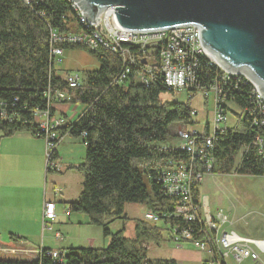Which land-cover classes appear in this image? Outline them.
Wrapping results in <instances>:
<instances>
[{"label":"trees","instance_id":"obj_1","mask_svg":"<svg viewBox=\"0 0 264 264\" xmlns=\"http://www.w3.org/2000/svg\"><path fill=\"white\" fill-rule=\"evenodd\" d=\"M82 29L85 27L68 0H0V131L4 135L26 131L41 137L33 121L36 109L48 106L52 114L51 103L65 101L83 106L74 120L58 128L61 136L81 137L85 147L83 162L68 167L81 174L82 182L77 198L67 207L69 213H84L89 223L100 226L108 244L101 249L64 250L62 261H53L43 247L34 259H0V264H177L172 258L148 257L146 242L159 244L163 225L175 222L168 215L176 198L164 193L159 175L167 160L187 158L184 151L168 143L172 136L169 126L173 122L181 129L194 125L192 109L187 102L162 100L163 93L171 92L160 77L145 84L135 65L119 80L125 65L122 55L102 47L89 49L99 61L98 68L84 72L80 86L68 87L66 74L62 77L53 69L56 61L51 56L50 34L51 30L68 33ZM197 60L199 85L217 86L225 108L232 102L242 110L235 113L237 125L217 133L210 172L264 175V159L253 144L264 131L251 124V84L226 78L204 55ZM48 89L51 93L63 90L71 98L58 101L51 96L49 103ZM55 154L54 150L49 160ZM196 168L204 170L199 164ZM50 171L56 170L46 168ZM192 195L199 203L198 184L192 185ZM127 203L140 204L159 215L158 223L136 219L133 236H124L123 226L112 233L107 225L115 218H127Z\"/></svg>","mask_w":264,"mask_h":264},{"label":"built area","instance_id":"obj_2","mask_svg":"<svg viewBox=\"0 0 264 264\" xmlns=\"http://www.w3.org/2000/svg\"><path fill=\"white\" fill-rule=\"evenodd\" d=\"M68 2L85 29L68 33L51 30V56L56 62L63 53V45H81L90 50L102 47L122 55L125 65L118 76L119 80L126 77L130 65H135L141 71L140 80L145 84L150 78L160 77L163 87L170 92L186 91L188 98L192 96V91H204L203 95L209 96L211 93L214 96V120L211 129L208 128L209 132L205 131L206 128L199 130L194 125L182 131L181 141L175 146L184 151L188 155L187 158L167 160L160 172L159 180L164 193L176 198L174 209L168 215L175 219V222L167 226L175 241H191L197 250L207 253L203 264H229L230 261L232 264H241L244 261H249V264H264V259L261 257L264 255V239L246 237L227 229L231 221L226 214L219 211L214 216L209 215L206 206L201 203L204 211L202 214L199 205L193 199L192 185L202 177V172L196 168V164L205 170L211 169L214 140L217 133L224 130L223 123L226 120L219 88L213 84L202 87L197 80V56L204 55L213 63L199 44L198 28L194 25H183L154 31H124L116 28L110 20L113 7L104 9L95 22H92L83 17L72 0ZM215 65L222 70L226 78L234 77L238 81L243 80L251 84L249 92L253 103L249 113L251 124L264 131V100L253 83L241 72L231 73ZM65 79L70 88L80 86L82 80L77 74L70 73L65 75ZM46 96L49 103L51 96L58 101L71 98V95H67L63 90L51 93L48 89ZM195 113L192 109L191 114ZM33 121L45 142V167L59 170L60 165L49 158L63 137L58 133V128L68 121L61 116L51 114L48 106L44 109H36L33 113ZM253 144L257 154L264 159V136L255 137ZM59 190L54 187L53 195H58ZM66 208V213H69L68 207ZM143 219L155 223L159 221V215L151 210H145ZM55 220V202L44 200L42 228L51 230ZM54 238L62 239L61 233L55 231ZM46 253L53 261H62L65 251L53 249L47 250Z\"/></svg>","mask_w":264,"mask_h":264},{"label":"rangeland","instance_id":"obj_3","mask_svg":"<svg viewBox=\"0 0 264 264\" xmlns=\"http://www.w3.org/2000/svg\"><path fill=\"white\" fill-rule=\"evenodd\" d=\"M58 58L59 60L57 59V62L53 65V69L55 73L61 76L70 73L77 74L82 79L84 72L96 69L99 66L97 58L85 47L64 48L62 55ZM203 92L204 91H192V96L189 98L186 91L166 92L162 94V100L187 102L191 109L196 112L193 117L197 129L206 128L205 131H207L208 128L211 129L214 120V96L211 93L209 96H205ZM59 104H66V107L58 108L59 105L55 104L54 106L57 107V110L63 112L67 111V113L71 112L69 107L77 109L80 106H76L73 101L59 102ZM226 106V108L223 107L226 116L223 125L225 127L237 125L239 121L235 113L240 114L242 110L232 102L226 103ZM169 129L172 136L168 139V143L175 145L181 141V132L187 128L181 129V125L178 122H173L169 126ZM78 140L76 142L78 146L72 153V157L79 161L83 156L84 145L81 137H79ZM67 149L68 148H62L60 150V156L63 161H67L69 158ZM80 153L82 155H80ZM238 160L239 154L235 158V163H237ZM52 175L53 174H47L46 187L52 185L50 182ZM54 175L60 177L62 173H55ZM63 177L69 179L64 187L65 191L69 193V196L76 195L81 188L79 183L82 179L81 174L78 176L77 180L76 177L67 170ZM195 184L199 185L200 200L197 204L199 205L200 213L204 214L203 208L201 207L202 203L206 206L209 215L214 216L217 212L221 211L229 217L231 223L228 225L227 229L234 230L236 233L246 237L264 239V175H237L234 172L223 175L211 173L210 170L204 169L202 177L198 179ZM2 191L3 188L0 186V199H2ZM124 208L127 218H115L107 227L113 233L123 226V235L133 236L134 221L143 217L145 207L140 204L127 203ZM66 216L65 218L61 217L63 220L57 221V217L60 218L57 214V223L52 224L53 230H55L58 225V230L64 239L63 242H56L52 237L53 231L50 230H46L42 234L36 233L32 238H28V240L36 242V240H40L42 235L49 244L45 246L48 250H53L58 244L62 243L63 247L60 249L77 252H79L80 249H101L107 246L108 238L103 236L102 228L89 223L88 217L84 213H70L69 216ZM161 235L162 240L159 244L153 241L146 242L148 257L172 258L176 260L177 264H203V261L207 257V253L197 250L191 241H175L166 223L163 225ZM11 245L20 248L28 247L29 249L41 247L39 243L28 244L24 243V241L13 239L9 237L7 233H3L0 230V249H3L0 250V259L13 260L20 258L31 260L36 256L35 253H18L22 250L11 248ZM261 257L264 259V255H261ZM230 262L229 264H232V261ZM248 262L249 261H244L241 264H249Z\"/></svg>","mask_w":264,"mask_h":264},{"label":"water","instance_id":"obj_4","mask_svg":"<svg viewBox=\"0 0 264 264\" xmlns=\"http://www.w3.org/2000/svg\"><path fill=\"white\" fill-rule=\"evenodd\" d=\"M95 22L113 7L110 20L124 31L198 28L204 54L231 73H243L264 100V0H72Z\"/></svg>","mask_w":264,"mask_h":264},{"label":"crops","instance_id":"obj_5","mask_svg":"<svg viewBox=\"0 0 264 264\" xmlns=\"http://www.w3.org/2000/svg\"><path fill=\"white\" fill-rule=\"evenodd\" d=\"M55 104L59 105L58 108H64L66 104L61 105L59 102H52L50 106L52 107V114L54 116H61L67 121L74 120L83 110L82 105L75 103L76 106L80 105L79 108L72 109L69 107L71 112H68V114L67 111H58L57 107L54 106ZM194 126L197 127L195 124ZM78 139L79 137H74L68 133L63 135L62 140L56 147L54 159V162L60 165V169L46 172L45 142L42 137L26 131L16 132L12 135H4L0 131V186L3 188L1 195L2 199H0V230L3 233H7L8 236L13 239L24 241V243H39V246H41L40 248L49 245L42 235L40 240H36V242H31L28 238H32L36 233L42 234L47 230L43 229L41 226L44 200H52L55 202V213L57 212L60 216V218H58L56 214L57 221H59L63 220L62 218L66 216L67 203L77 198L80 191L74 196H69V193L65 191L64 187L69 179L63 176L66 174L67 170L70 171L77 180L78 176H80L77 170L68 168L75 167L84 160L85 147L83 156L79 161L72 157V153L78 146L76 143ZM62 148H68L67 153L69 152V158L67 161H63L60 156V150ZM80 155L82 154L80 153ZM48 173L53 174L50 178L52 185L46 187V176ZM55 173H62V176L58 177L54 175ZM81 182L82 179L79 182L80 185ZM54 187L60 189L59 194L56 196L53 195ZM69 215L70 213H67V216ZM141 218L143 219V217ZM57 221L55 220L53 224L57 223ZM50 231H53L52 237L54 238V232L59 231L58 225L55 230L52 228ZM63 240L62 236V239L56 240V242H63ZM11 246V248L22 250L18 253L36 254L37 250L40 249L38 247L29 249L28 247L20 248L13 245ZM62 247L63 243L58 244L57 247L54 248L60 249Z\"/></svg>","mask_w":264,"mask_h":264}]
</instances>
